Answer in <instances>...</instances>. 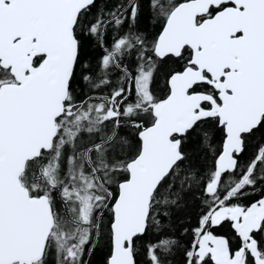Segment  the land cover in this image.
Here are the masks:
<instances>
[{
	"label": "snow or ice",
	"instance_id": "snow-or-ice-1",
	"mask_svg": "<svg viewBox=\"0 0 264 264\" xmlns=\"http://www.w3.org/2000/svg\"><path fill=\"white\" fill-rule=\"evenodd\" d=\"M0 264H264V0H0Z\"/></svg>",
	"mask_w": 264,
	"mask_h": 264
},
{
	"label": "trees",
	"instance_id": "trees-1",
	"mask_svg": "<svg viewBox=\"0 0 264 264\" xmlns=\"http://www.w3.org/2000/svg\"><path fill=\"white\" fill-rule=\"evenodd\" d=\"M190 214H191V218H192V223H195V209H190L189 210ZM180 225L177 224L176 227L178 228ZM190 238V237H189ZM177 259H180L179 257H177Z\"/></svg>",
	"mask_w": 264,
	"mask_h": 264
}]
</instances>
